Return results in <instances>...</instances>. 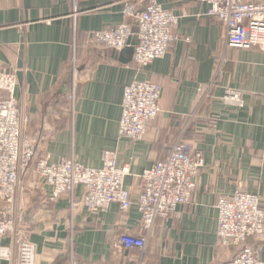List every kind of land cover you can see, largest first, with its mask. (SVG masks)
Listing matches in <instances>:
<instances>
[{
	"label": "crops",
	"instance_id": "1",
	"mask_svg": "<svg viewBox=\"0 0 264 264\" xmlns=\"http://www.w3.org/2000/svg\"><path fill=\"white\" fill-rule=\"evenodd\" d=\"M155 2L178 17L176 40L142 69L133 61L136 23L123 11H142L145 0H0V71L15 72V98L27 119L23 133L37 143L36 164L50 156L100 169L107 154L129 170L126 212L117 204L89 212L81 185L50 201L53 189L36 169L13 211L0 202L28 233L36 264H69L71 252L79 264H224L238 250L219 245L217 199L239 190L258 196L264 209V51L228 46L225 26L207 15L204 3ZM122 23L133 33L122 50L88 42L90 33ZM134 80L162 89L160 112L139 140L118 137L123 89ZM213 81L211 98L199 105V89ZM225 88L241 92L242 108L221 102ZM3 95L8 98L0 91V101ZM181 134L204 160L191 201L156 219L144 251L125 249L119 236L140 231L138 177L166 158ZM244 245L260 249L264 263V237ZM0 246L12 251L0 264H16L14 235Z\"/></svg>",
	"mask_w": 264,
	"mask_h": 264
},
{
	"label": "built area",
	"instance_id": "2",
	"mask_svg": "<svg viewBox=\"0 0 264 264\" xmlns=\"http://www.w3.org/2000/svg\"><path fill=\"white\" fill-rule=\"evenodd\" d=\"M195 1L208 5L207 15L217 18L225 26L228 46L264 51V1ZM123 14L130 20H136L135 64L144 69L163 58L168 45L176 40L172 31L178 17L162 9L155 0H147L145 8L139 12L132 6L126 7ZM132 34L131 24L122 23L109 31L90 33L88 42L120 51ZM72 62L74 65V59ZM16 88L15 72L0 71V91L8 95L0 102V202L9 204L12 211L19 200L22 179L37 149V143L23 133L27 119L22 115L21 102L15 98ZM213 88L214 81L199 89V105L211 98ZM161 93L159 85L138 80L123 89L119 138L139 140L144 136L148 123L160 112ZM220 100L226 106L242 108L244 105L241 92L233 88H225ZM203 166L202 153L185 142L181 134L169 148L166 158L143 170L138 177L141 187L137 202L141 214L139 235L123 232L119 236V244L128 250L144 251L156 219L169 218L181 205L191 201L194 180ZM36 172L53 189L50 201L63 193L71 194L81 185L86 191L82 205L93 214L107 210L111 204H117L123 212L131 206L129 194L124 188L129 170L126 166L117 167L114 159L107 154L100 169L87 168L72 159L52 161L50 156H45L38 160ZM215 208L216 236L221 247H238L250 238L264 237V209L258 196L236 190L230 197L218 198ZM18 221L0 210V239L13 234L16 264H36L35 247L28 240V233L17 228ZM259 251L245 247L224 264H264L259 259ZM11 255L8 247L0 246V259L8 260ZM69 264H79L72 252Z\"/></svg>",
	"mask_w": 264,
	"mask_h": 264
},
{
	"label": "rangeland",
	"instance_id": "3",
	"mask_svg": "<svg viewBox=\"0 0 264 264\" xmlns=\"http://www.w3.org/2000/svg\"><path fill=\"white\" fill-rule=\"evenodd\" d=\"M145 3H147V0H145ZM135 21H136V20H135ZM100 31H103V30H100ZM100 31H94V32H100ZM108 31H109V30H108ZM138 81H140V80H138ZM36 151H37V150H36ZM37 153H38V151L36 152L35 159H33V161L31 162V164H30L28 170L26 171V173H25V175H24V177H23V179H22V187H21V191H20V193H19V196H22V194L25 193L26 183H27L28 181H30V180L32 179V176L35 174L34 169H33V165H34V163H35ZM242 192H243V191H242ZM20 199H21V197H20Z\"/></svg>",
	"mask_w": 264,
	"mask_h": 264
},
{
	"label": "trees",
	"instance_id": "4",
	"mask_svg": "<svg viewBox=\"0 0 264 264\" xmlns=\"http://www.w3.org/2000/svg\"><path fill=\"white\" fill-rule=\"evenodd\" d=\"M255 1H257V2H263L264 0H255ZM4 92V91H3ZM7 98V96L6 95H3V97L1 98V101H3V100H5ZM0 101V102H1ZM28 137V136H27ZM31 139H33V138H31ZM34 159H35V157H34ZM36 161H37V159L35 160V163H34V165H33V169H34V171H35V169H36ZM245 243H243V244H241V245H239L238 247H236V249L238 250L237 252V254H236V256L243 250V248H245L246 246L244 245ZM235 256V257H236Z\"/></svg>",
	"mask_w": 264,
	"mask_h": 264
}]
</instances>
